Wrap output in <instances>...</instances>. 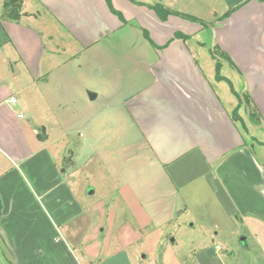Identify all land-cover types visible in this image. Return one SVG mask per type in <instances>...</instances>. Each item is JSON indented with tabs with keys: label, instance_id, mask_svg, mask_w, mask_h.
<instances>
[{
	"label": "crops",
	"instance_id": "0c3cea01",
	"mask_svg": "<svg viewBox=\"0 0 264 264\" xmlns=\"http://www.w3.org/2000/svg\"><path fill=\"white\" fill-rule=\"evenodd\" d=\"M3 1L0 0V244L10 264H108L107 256L90 262L86 254L78 251L83 240L72 244L64 234L70 224L75 226L81 218L82 204L52 149L53 144L61 143L59 136L49 133L47 126L45 132L38 129L35 117L41 116L33 114L27 97L29 94L33 98L39 86L42 99L54 73L75 55L88 62L86 51L73 53L59 43L53 48L47 46L45 37L56 38L52 22L75 36L79 33V37L94 39L88 40L84 49L90 48L92 58L100 54L97 59L107 63L103 62L104 67L123 70L121 63L112 61V55L122 52L148 76L128 95L119 97L109 86L87 93H96L95 99H89L90 108L100 94L120 100L135 125L131 136L138 137L140 146L126 155L128 163L120 169V175L114 169L120 166L119 161L112 153L96 145L92 152L116 171L117 179L126 184L147 218L159 225L169 221V214L179 211L165 197L175 202L179 199L185 209H190L187 196L198 199L202 208L210 205L211 198L233 228L245 229L255 236L258 246L264 245V141L252 142L243 137L238 122L232 118L236 105L223 94L222 100L214 88L216 83L225 84L226 77L221 75L224 79L219 80L215 64L199 62L188 45L191 40L198 48L203 47L192 37L205 24L202 30L208 31L209 51L219 49L232 61L233 66L219 58L222 66H230L243 81L242 94L249 96L262 123L254 130H262L264 135V0H111L123 19L110 10L106 0H21L18 20L2 16ZM155 2L198 21L174 14L162 20L148 6ZM131 23L142 31L146 44L135 47L126 38L117 37L116 42L126 46L118 51L114 43H101ZM176 32L185 38L175 37ZM102 108L106 109L104 113H120L114 106L100 105ZM55 122L58 123L50 122L52 128ZM80 138L84 147L81 133ZM215 205L207 207V214L206 208H200L202 217L213 222L214 233L196 251L197 264H227L224 258L230 256L217 243L211 246L225 226L218 219ZM117 253L110 264H133L129 252L128 257L122 254L123 249Z\"/></svg>",
	"mask_w": 264,
	"mask_h": 264
},
{
	"label": "rangeland",
	"instance_id": "374dc122",
	"mask_svg": "<svg viewBox=\"0 0 264 264\" xmlns=\"http://www.w3.org/2000/svg\"><path fill=\"white\" fill-rule=\"evenodd\" d=\"M190 5L195 7L196 4L190 3ZM42 26L43 24L39 25L41 28ZM50 27L56 38H44L49 48L59 43L60 47H67L70 52L82 50V54L86 51L84 55H88L87 64L83 61V57L79 59L78 55H75L74 60L56 71L48 86H45L42 99L41 92H38L39 88L41 90L39 86L36 87L33 98L32 95H27L33 114L38 113L41 116L35 117L38 129L43 132L42 127L47 126L49 133L52 131L59 136L61 143L53 144L52 149L56 153L59 167L64 170L82 204L81 218L75 226L70 224V227L65 229V236L72 244L78 239L83 240L78 251L83 256L86 254L90 262H98L107 256L110 264L111 257L119 255L117 251L123 249L125 252L122 253L123 255L128 257V252L131 254L133 264H197L196 251L203 248L209 236L214 233L213 222L205 219V215L202 217L200 208L203 210L206 208L205 214H207V207L211 205L214 207V201L209 198L210 205L204 203L205 206L202 208L198 199L187 196L190 209H185V204L180 203L179 199L175 202L172 197L168 199L165 197L166 201L169 200L167 203L173 201L179 211L169 214V221L166 223L155 224L149 217L147 218V214L145 215L136 200L130 196L126 184L117 179L116 171L109 168L110 166H107L100 156L92 152L96 145L112 153L119 161L120 166L117 169L114 166V169L118 170L120 175V169L128 163L125 161L126 155L131 151H138L140 144L138 137L131 136V130L135 129V125L129 114L124 112L122 102L116 99L110 100L100 94L94 101V107L90 108L88 91L94 92L95 88L104 89L109 86L113 91H117L115 95L119 93L120 97L121 94L128 95L136 91L148 76L122 52L112 55V61L121 63L123 70L104 67L105 61L97 59L100 54L92 58L88 52L90 48L84 49L86 42L94 39L79 37V33L75 36L74 32L68 33L53 22ZM202 29L205 30V27L201 28V33H197L192 38L203 47L198 48L191 40L188 45L196 52L199 62L216 64V59L208 47L211 46L208 31ZM117 37L126 38L130 43L136 44L135 47L146 44L142 31L132 23L121 28L114 36H108L101 43L106 46L108 43L110 46L114 43L113 47H118L120 51L126 46L116 42ZM211 50L215 49L211 48ZM115 56H119V59L116 60ZM105 64L107 65L106 62ZM219 73L226 77V83L220 85L216 83L215 90L222 100L225 95L237 105L241 99L243 81L230 66L223 65ZM100 105L114 106V109L119 108L120 113H104L106 109H100ZM249 112L257 113L252 104L248 108L239 105L238 113L246 126V130L242 129L243 137L250 139L252 136L256 141H264L263 131L254 130L255 125L248 121ZM53 120H57L58 123L55 122L56 126L52 128L50 122ZM80 133L85 138L84 147H81ZM136 146L137 149L134 148ZM254 147L257 151V143ZM91 189L94 190L93 194H89ZM183 194L186 196L184 191ZM165 208L168 212L169 206ZM215 209L219 221L225 226L220 228L219 235L211 246L217 243L224 250L223 252L230 253V256L224 258L227 264H264V245L258 246L255 236L248 234L245 229L233 228L216 205ZM2 248L0 244V253L3 252ZM3 264H6L5 261Z\"/></svg>",
	"mask_w": 264,
	"mask_h": 264
},
{
	"label": "trees",
	"instance_id": "16d2710c",
	"mask_svg": "<svg viewBox=\"0 0 264 264\" xmlns=\"http://www.w3.org/2000/svg\"><path fill=\"white\" fill-rule=\"evenodd\" d=\"M106 1H107V4H108L110 10L113 13H115L117 16H119L120 19H123L121 13L112 6L111 0H106ZM131 1L137 2L136 0H131ZM3 5H4V11H3V15L2 16L4 18H10V19H13V20H18L19 15H20L19 10H20V6H21V0H4L3 1ZM148 6H149V8L155 10L156 13L159 15V17L162 20H165L168 15L174 14V15L185 17V18H187L188 20H191V21H196V22L198 21V19H196V18H194L192 16L183 14V13L175 11V10H171V9L161 5L158 2L148 4ZM203 27H205V24L203 25ZM144 35H145V37L147 39H149L148 33L146 31H144ZM174 35H175V37L185 38V36L182 35L180 32H176ZM212 55L216 59V64H215L216 70L215 71H216L217 78L219 80H222V79H224V77H222L220 75V73H219V69L221 67V62H220L219 58H223L225 61L230 63L231 66H233V63L230 60V58L228 57V55L226 53L220 51L219 49L213 50L212 51ZM240 98L241 99H239L238 104L233 109L232 118H233L234 122H238V124H239L241 129L246 130V126L244 124V121H243L242 117L240 116V114L238 113V107H239L240 104H242V105H244L245 108H248L249 105L252 104V103H251V100H250L249 96L246 93H244V92H243V94H241ZM255 114L256 113H250V112L247 113L248 121L250 123H252L253 125L262 124L260 119H259V114H256V115ZM254 140L255 139L253 137H250V141H254ZM1 206L2 205H1V199H0V216H1ZM0 254H1V259L3 261H5L6 264H10L9 260L7 259V257L4 256V253L2 252ZM2 256H4V257H2Z\"/></svg>",
	"mask_w": 264,
	"mask_h": 264
},
{
	"label": "water",
	"instance_id": "95a60500",
	"mask_svg": "<svg viewBox=\"0 0 264 264\" xmlns=\"http://www.w3.org/2000/svg\"><path fill=\"white\" fill-rule=\"evenodd\" d=\"M88 97H89L90 100H93V99H95V97H96V93H89V94H88ZM42 129H43V132H45V127H42ZM93 192H94V190L91 189V190L89 191V194H93ZM142 257L144 258V255H142Z\"/></svg>",
	"mask_w": 264,
	"mask_h": 264
},
{
	"label": "built area",
	"instance_id": "2783aa9c",
	"mask_svg": "<svg viewBox=\"0 0 264 264\" xmlns=\"http://www.w3.org/2000/svg\"><path fill=\"white\" fill-rule=\"evenodd\" d=\"M10 100H11V101H14V97H10Z\"/></svg>",
	"mask_w": 264,
	"mask_h": 264
}]
</instances>
